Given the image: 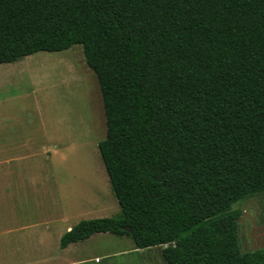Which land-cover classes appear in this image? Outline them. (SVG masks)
Listing matches in <instances>:
<instances>
[{
    "label": "trees",
    "instance_id": "obj_1",
    "mask_svg": "<svg viewBox=\"0 0 264 264\" xmlns=\"http://www.w3.org/2000/svg\"><path fill=\"white\" fill-rule=\"evenodd\" d=\"M74 44L99 80L120 212L60 247L110 232L168 264H264L234 208L264 192V0H0V63Z\"/></svg>",
    "mask_w": 264,
    "mask_h": 264
},
{
    "label": "rangeland",
    "instance_id": "obj_2",
    "mask_svg": "<svg viewBox=\"0 0 264 264\" xmlns=\"http://www.w3.org/2000/svg\"><path fill=\"white\" fill-rule=\"evenodd\" d=\"M106 131L99 80L81 44L0 63V139L18 150L13 154L19 180L25 175L42 177L37 190L31 181L16 190L26 203L21 222L14 224L10 215L0 220L1 264H27L29 256L35 261L38 254L11 247L12 230L35 229L44 216L56 218L60 205V213L72 226L120 212L98 146ZM234 208L241 210L242 251L264 247V192L248 195ZM131 243L128 237L104 232L82 245L86 253L106 255L110 264H168L160 247L150 248L138 260V253L130 252Z\"/></svg>",
    "mask_w": 264,
    "mask_h": 264
},
{
    "label": "crops",
    "instance_id": "obj_3",
    "mask_svg": "<svg viewBox=\"0 0 264 264\" xmlns=\"http://www.w3.org/2000/svg\"><path fill=\"white\" fill-rule=\"evenodd\" d=\"M14 150H17V148H12L7 139H0V220H7L8 215H10L14 224H19L24 211L22 207L26 203L20 197L19 192L17 195L16 190L22 189L30 181L35 185L34 190H37V182L42 177L35 179L25 175L23 180H19L18 169L15 165L16 158H14L16 154H13L18 150ZM7 181L9 182L6 183ZM61 207L60 205V209ZM60 209L56 218L44 216L33 230H23L25 227H20L22 228L20 231H14L18 229H13V235L9 243L11 247L21 248V251L28 255H39L35 261L34 258L32 259L29 256L26 259L27 264H110L106 255L103 256L104 258H99L84 251L85 245L82 244L94 234L86 240L70 243L65 248L60 247L62 235L72 227V222H67L68 220L60 213ZM149 249L136 248L133 243L130 252L138 253L139 257L137 258L139 260L142 253ZM82 251L85 253H82Z\"/></svg>",
    "mask_w": 264,
    "mask_h": 264
}]
</instances>
